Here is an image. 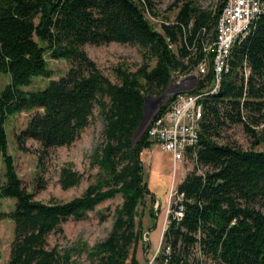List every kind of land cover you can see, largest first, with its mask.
Segmentation results:
<instances>
[{
	"label": "trees",
	"instance_id": "obj_1",
	"mask_svg": "<svg viewBox=\"0 0 264 264\" xmlns=\"http://www.w3.org/2000/svg\"><path fill=\"white\" fill-rule=\"evenodd\" d=\"M143 1L154 13L153 0H0V73L12 77L0 94V154L7 176L0 198L16 199L13 211L0 212V220L9 216L14 221L7 264H72L76 249L51 246V234L63 232L68 218L83 220L99 204L118 196L122 202L115 209L112 231L89 249V258L94 264H142L137 258L142 239L138 212L148 195L155 197L141 158L153 141L146 131L133 142L145 97L161 94L174 69L183 64L167 38L177 42L185 29L192 44L202 27H214L223 6L214 14L199 7L197 0H175V5L180 3L177 24H162L157 30L144 14ZM112 42L138 46L144 59L135 70L116 65V81L103 73L85 49L86 44ZM47 53L70 61L71 67L43 90H22L35 76H52ZM179 54H187L185 47ZM231 62L219 92L203 99L206 111L197 152L203 173L195 166L178 184L183 215H175L174 203L163 248L155 257L158 264H208L207 260L264 264V149L246 150L223 140L224 128L237 124L253 136V145L263 139V132L248 123L264 122V14L246 39L235 45ZM245 63L251 68L247 79ZM207 77H212V71ZM96 109L104 120V132L92 155L91 163L97 168L94 180L69 201L36 200L8 154L7 119L16 112L35 111L17 139L21 146L34 139L46 152L72 145L90 125ZM82 179L83 174L71 164L61 170L64 189L79 185ZM43 187L38 183L36 190ZM151 214L155 218L154 207Z\"/></svg>",
	"mask_w": 264,
	"mask_h": 264
},
{
	"label": "rangeland",
	"instance_id": "obj_2",
	"mask_svg": "<svg viewBox=\"0 0 264 264\" xmlns=\"http://www.w3.org/2000/svg\"><path fill=\"white\" fill-rule=\"evenodd\" d=\"M213 0H197V5L203 9H210ZM175 0H153L154 15L159 19L175 20L180 3ZM157 30L161 26L152 21ZM85 49L95 60L104 74L116 81L113 68L124 64L135 70L143 64L144 59L138 46L112 42L96 46L86 44ZM51 77L35 76L29 85L21 86L24 91L43 90L51 79L64 76L71 67L66 59H54L49 53L46 55ZM154 63V62H152ZM12 83L9 73H0V94L8 84ZM35 113L16 112L9 116L5 123L8 138V154L14 159L15 169L25 187L35 193V199L48 203L50 201H69L80 196L94 180L97 168L92 165V155L103 141L104 120L96 109L90 125L81 136L70 146H61L43 152L41 144L34 139H27L24 145H19L17 136L27 127L29 119ZM263 132V139L253 145V136H249L242 124L227 126L223 130L225 141L235 142L246 150L264 149V127L258 130ZM152 141V140H151ZM141 158L144 163V176L154 199L148 195L145 202L139 207L138 220L141 224L142 239L137 248V258L142 264H158L155 257L163 248V236L168 224L169 213L176 200L171 198V185L175 176V186L185 178L193 168L190 160L177 166L174 172L173 159L170 153L163 151L155 142L150 148L143 150ZM71 164L73 168L83 174L81 183L69 189H64L60 183L61 170ZM39 179V180H38ZM7 181L4 155L0 154V187ZM38 183L44 185L37 189ZM155 198L159 202L155 201ZM122 202L120 196L104 201L95 210L89 212L83 220L68 218L63 224V232L51 234V246L59 249H76L72 264H94L89 258V249L109 236L115 221V209ZM16 199L11 197L0 198V212L10 213L15 209ZM156 216H152V209ZM14 237V221L5 216L0 220V264H7L10 256V247ZM208 264H214L207 260Z\"/></svg>",
	"mask_w": 264,
	"mask_h": 264
},
{
	"label": "built area",
	"instance_id": "obj_3",
	"mask_svg": "<svg viewBox=\"0 0 264 264\" xmlns=\"http://www.w3.org/2000/svg\"><path fill=\"white\" fill-rule=\"evenodd\" d=\"M223 4L217 21L211 30L202 27L192 44L188 42L187 31L180 34L177 42L167 38L169 48L173 50L182 61V65L174 69L167 88L171 91L183 88L178 93L172 92L165 109H160L151 120L147 132L150 140L155 142L163 151L171 154L174 172L177 166L190 160L193 165L197 163V152L200 146L201 123L205 114L203 99L218 93L222 87L225 74L232 68V52L235 45L243 42L252 31L256 21L264 14V0H213L210 9L216 13L217 8ZM144 14L147 19L162 24L175 25V20L159 19L151 12L146 1L142 2ZM193 23L189 25V32ZM203 37L198 41L199 35ZM187 50V54L179 56V49ZM212 71L209 79L208 73ZM244 73L246 79L251 73L250 66L245 63ZM201 86L198 88V86ZM247 120V117H244ZM249 122V121H248ZM256 131L264 127L248 123ZM248 135V133H247ZM198 172L203 173L200 166ZM189 171V172H190ZM175 196L174 203L177 209L175 215H183V205L180 201L182 194H178L175 186V176L171 185V198ZM172 210H168L170 212Z\"/></svg>",
	"mask_w": 264,
	"mask_h": 264
},
{
	"label": "water",
	"instance_id": "obj_4",
	"mask_svg": "<svg viewBox=\"0 0 264 264\" xmlns=\"http://www.w3.org/2000/svg\"><path fill=\"white\" fill-rule=\"evenodd\" d=\"M183 88L176 89L174 91L169 90L166 88L161 94L159 95H152L148 94L145 97L144 102V115L143 119L139 125V127L136 129L134 136H133V142L136 144L141 137L146 132L151 120L153 119L154 115L158 112V110L167 102L172 92L178 93L183 91Z\"/></svg>",
	"mask_w": 264,
	"mask_h": 264
}]
</instances>
